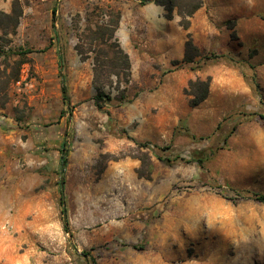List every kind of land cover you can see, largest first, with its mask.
<instances>
[{
    "label": "rangeland",
    "instance_id": "374dc122",
    "mask_svg": "<svg viewBox=\"0 0 264 264\" xmlns=\"http://www.w3.org/2000/svg\"><path fill=\"white\" fill-rule=\"evenodd\" d=\"M142 5L0 0V68L25 61L0 99V264H264V0H204L193 63L137 25L125 98L97 108L78 35ZM208 76L209 96L190 106L189 80Z\"/></svg>",
    "mask_w": 264,
    "mask_h": 264
},
{
    "label": "trees",
    "instance_id": "16d2710c",
    "mask_svg": "<svg viewBox=\"0 0 264 264\" xmlns=\"http://www.w3.org/2000/svg\"><path fill=\"white\" fill-rule=\"evenodd\" d=\"M150 0H141L146 4ZM158 5H163L166 9L165 16L168 19H173L175 13L179 16V25L187 31V39L185 41V50L182 62L193 63L198 57L202 55L201 49L194 43L189 29L191 27V19L195 13L204 5V0H153ZM56 8L53 9L55 15ZM15 21L18 23L17 13H13ZM19 15V14H18ZM113 18L110 21L92 22L88 19L86 27L78 35L75 49L83 61L91 60L93 68L92 84L96 89L94 96V104L97 108H103L111 101L113 91L118 92L117 95L121 99L125 98L127 86L132 81L133 64L130 54L122 47L119 39L116 37V31L120 25L122 12L120 10L112 12ZM54 17V16H53ZM62 60V57H61ZM63 61V60H62ZM25 63L23 59L15 61L14 72L8 74L7 69L11 66L10 62H6L3 69L0 68V99L7 94L9 84L12 81H18L21 73V67ZM178 60H174L173 64L177 65ZM211 77L206 79L196 78L188 82V87L185 89V94L188 96L189 105L192 107L198 106L210 94ZM62 91L64 99L70 105V98L68 88L63 79ZM146 145V143L144 144ZM60 181H59V196L60 205L62 206V214L64 221V228L69 232V219L67 214L66 196L64 190L63 171L68 164V143L67 140L62 142L60 149ZM139 158L143 165L138 168L140 176H146L150 171V164L146 162V153H143ZM163 159V158H162ZM165 161L170 162V158H165ZM148 164L149 166H145ZM149 167V168H148ZM255 198L264 201V194L255 193ZM88 256L87 252L83 253ZM93 264H98L93 258Z\"/></svg>",
    "mask_w": 264,
    "mask_h": 264
},
{
    "label": "crops",
    "instance_id": "0c3cea01",
    "mask_svg": "<svg viewBox=\"0 0 264 264\" xmlns=\"http://www.w3.org/2000/svg\"><path fill=\"white\" fill-rule=\"evenodd\" d=\"M139 14L132 16L128 22L126 13L122 11L120 25L116 31V37L119 39L122 47L130 52L129 45L134 41V33L137 32V25L141 23L148 28V40L158 39L156 46L158 49L172 57L182 59L185 47V30H181L179 25V16L168 19L166 9L163 5L156 4L150 0L138 10ZM135 30V31H134ZM186 33V31H185Z\"/></svg>",
    "mask_w": 264,
    "mask_h": 264
}]
</instances>
